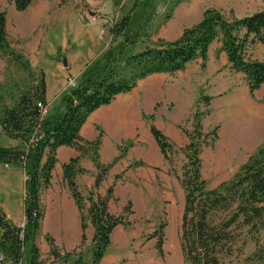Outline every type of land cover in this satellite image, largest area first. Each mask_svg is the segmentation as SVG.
<instances>
[{"label":"rangeland","instance_id":"1","mask_svg":"<svg viewBox=\"0 0 264 264\" xmlns=\"http://www.w3.org/2000/svg\"><path fill=\"white\" fill-rule=\"evenodd\" d=\"M207 9L217 10L230 20L263 10L264 0H32L22 12L16 11L8 0H0V10L6 15L9 49L14 54L0 52V106H10L22 89L36 82L41 72L51 97L60 92L61 96L66 95L89 73L102 69L107 52L119 62L123 56L145 47L173 41L185 28L196 24ZM89 13L95 14L93 23L85 21ZM124 16L129 18L128 25L114 39L111 28ZM246 58L264 62V43L250 46ZM60 100L63 101L62 97ZM131 103L132 124L144 145L137 148L131 143V189L119 187L117 200L111 203L110 210L119 212L129 202L126 199L131 200V263L128 264H183L178 232L184 191L179 178L186 163L183 149L188 144L186 133L191 134L193 130L192 117L200 113L202 135L206 136V145L199 155L201 176L207 188L214 189L230 180L264 143V84L249 94L243 74L233 71L220 51L218 38L209 46L204 60L197 58L173 74H154L140 80L131 90ZM53 105L56 111L60 103L55 100ZM100 116L101 113H97L91 122H86L89 125L82 137L87 139L93 135L89 126L97 123ZM149 116L151 122L147 119ZM150 123L166 136L170 144L169 161L162 158L151 137ZM94 129L101 130L98 126ZM253 133L257 135L251 136ZM138 155L146 159L144 165H137L141 162ZM14 168L18 174L8 173L7 182L2 181L1 175L4 183H0V212L8 211L16 220L22 214L25 179L22 169ZM60 175L61 168H54L52 186L64 190ZM91 190L92 187L88 190L83 186L79 190L85 209ZM93 194L98 196L97 190ZM45 196L38 240L41 233L55 226L57 215L64 218V226L72 232L74 212L69 192L61 193L59 210L46 201ZM23 222L24 217L17 225ZM163 223L160 257L155 247L157 238L151 236ZM60 239L64 250L71 248L73 240ZM258 242L260 248H264V230ZM90 244L83 243L78 251L69 252L72 254L67 261H62L61 257L57 262L72 264L80 252L81 264H90ZM35 246L39 264H53L45 256L41 258ZM113 247L111 245L109 251ZM253 249V244L248 242L243 255H234L224 262L237 264ZM65 253L58 252L60 256ZM47 256H51L50 253ZM28 262L29 256L24 255L19 264ZM2 264L9 262L4 260Z\"/></svg>","mask_w":264,"mask_h":264},{"label":"trees","instance_id":"2","mask_svg":"<svg viewBox=\"0 0 264 264\" xmlns=\"http://www.w3.org/2000/svg\"><path fill=\"white\" fill-rule=\"evenodd\" d=\"M8 1L19 12L24 11L32 2ZM128 22L129 18L124 16L114 24L110 32L112 38L119 37ZM5 27L6 15L0 10V52L13 56ZM218 38L220 51L225 54L230 68L243 74L248 92L252 95L264 84V62L250 60L246 58V53L250 46L264 43V9L230 20L225 19L217 10L207 9L196 24L185 28L173 41H161L155 47H145L123 56L119 62H115L113 54L107 52L102 69L89 73L64 95V110L60 116L40 117L37 104L46 106V85L42 72L35 83L19 92L10 106H0V135L20 143L18 147L0 146V164L19 167L25 179L23 229L4 219L0 212V254L4 260L9 264H19L26 255L29 256L28 264H39L34 240L44 214L40 196L50 185L56 150L65 146L79 153V157L63 164L61 171L79 213L80 246L86 239L84 232L89 223L93 229L90 264L99 263L109 246L112 230L118 225H126L125 216L131 211L128 202L124 215L108 212L107 205L113 198V186H109L103 196L95 197L93 190L99 188L110 166L125 154L132 142L119 146L118 156L110 164L102 165L98 155L102 132L99 131L94 140L88 141L80 134L82 126L94 111L109 105L117 95L130 92L140 80L154 74H173L197 58L204 60L209 46ZM147 119L151 122L152 117ZM192 123V133H186L188 144L183 149L186 163L179 178L184 191L178 232L183 264H226L225 259L243 255L248 242L253 244L254 249L237 264H264V248L258 245L259 235L264 230V143L230 180L220 183L214 189H208L201 176L199 159L201 148L206 145V136L202 135L200 126V113L193 115ZM149 132L162 158L169 161L167 150L170 144L166 136L152 123L149 124ZM83 156H87L95 167L92 190L86 198V209L80 189L74 181L76 174L85 172L78 165L79 158ZM141 164L144 165L142 162L137 165ZM120 177L117 175L114 179ZM164 226L165 223L159 224L151 236L157 238L155 247L160 257ZM45 240L54 259L62 257V261H67L72 253L60 256L53 240L49 236ZM72 264H81L80 252Z\"/></svg>","mask_w":264,"mask_h":264},{"label":"crops","instance_id":"3","mask_svg":"<svg viewBox=\"0 0 264 264\" xmlns=\"http://www.w3.org/2000/svg\"><path fill=\"white\" fill-rule=\"evenodd\" d=\"M45 85H46V92H45L46 114L42 117V119L60 116L64 110L63 101L61 102L60 99L62 97V100H63L64 95L61 96L62 93L60 92L56 97L54 96L51 97L48 86L46 83ZM121 95H124V96H121ZM50 98H53V101L58 100V102L60 103L56 111L54 110V105L52 106L53 101ZM131 104H132L131 103V91L125 94L117 95L115 99L109 105L100 107L99 109L94 111L89 116L90 118L88 117L87 119L88 121H86L87 123L91 122L97 113H101L100 120H98L97 123L89 126L90 129L92 130L93 135L85 139L88 141L94 140L99 133V131H96L94 129V126H98L101 128L100 131L102 132V136L100 139L101 142H100V146L98 150V155H99V162L102 165L110 164L113 161V159L118 156L119 146H121L125 142L132 141V143L135 146H138L137 148H142L144 145L142 140L139 137L137 130L134 129L135 124H132ZM140 121L144 123L142 120ZM87 123L84 124L81 128V131H80L81 136H83V131L89 125ZM19 145L20 144L17 140H13L6 136L0 135V146L18 147ZM55 157H56V163L53 167V170L54 168H62V165L67 163L70 159L79 157V153L74 148L61 146L57 148ZM137 159H139L143 164L144 162H146L145 161L146 159H144L142 155H138ZM78 165L80 168L84 169L85 172L81 174H76L74 181L79 189L81 186H83L89 190L93 185L95 167L87 156L80 157ZM130 165H131V146L127 148V151L120 159H118L116 162H114L110 166L105 179L103 180V182L97 189V194L99 196H103L105 194L106 189L109 186H113V198L108 201V205H107L108 212L113 215H121V214L124 215V208L126 205H124V207L121 208L119 212H112L110 210V205L111 203H114L117 200L116 190L119 187L126 186L129 189H131V166ZM8 173L10 175L18 174V171H16L14 167H9V166L6 167L5 165L0 164V183L1 184L10 180L9 178H7L9 176ZM1 175L3 176L2 181L4 182H1ZM117 175H121V177L115 180L114 177ZM59 179H60V182H62L65 186L64 190L61 189L60 187L58 189L57 188L55 189L52 186V183H53V176H52L49 187L43 190L41 193V196H40L41 206L43 205V199H44L43 197L46 194L47 195L50 194V196H47V195L45 196L46 201H48L53 206H56L58 210L60 209L59 208L60 200H61L60 195L63 192L65 193L69 191L66 187L65 182L62 179V171H61V175L59 176ZM93 192L96 193V190H94ZM127 200L129 201L130 206H131V200L126 199V201ZM71 205H72V209L74 212L73 221H74V227H75V229L72 230V232H69L64 226V218L60 217V215H57L55 218V226L53 225L52 227H50V229L46 230L44 233H41L39 240H38V236L34 240L35 245H37V247L39 248V253L41 255V258L45 256L48 262L50 263L59 264L57 262L58 261L57 259H54L52 256H47L49 254L50 247H49V244L46 242V240L43 238L46 235L49 236L53 240L54 245L57 248V251L61 255L65 251L66 253H69L74 250L78 251L79 249L80 242H81L79 213H78V210L76 208L74 201H73V204L71 203ZM22 207H23V202H22ZM130 211H131V208H130ZM2 213L5 215V219H7V221H9L13 225H17L23 219V209H22L21 216L18 218H15L16 220H13L12 214L10 212L2 211ZM43 217H44V214H43ZM125 220L127 222L126 225H118L112 230L110 234L109 246L107 247L105 255L101 258L98 264H128L129 262L131 263V213L125 216ZM40 227H41V224H40ZM88 231L90 232L89 234H88ZM84 234L86 238L84 243L90 244L91 243L90 241L93 235V229L89 223L87 224ZM60 238H69L70 240H73L71 248H67V250H64V246ZM111 245H113L114 247L112 251H109V247ZM90 246L91 244L89 245V247Z\"/></svg>","mask_w":264,"mask_h":264},{"label":"built area","instance_id":"4","mask_svg":"<svg viewBox=\"0 0 264 264\" xmlns=\"http://www.w3.org/2000/svg\"><path fill=\"white\" fill-rule=\"evenodd\" d=\"M95 19H96V17H95V14H93V13H89L88 15L85 16V21L87 23H93L95 21ZM37 106L40 110V117L42 118L46 114V106H43L40 103H38ZM33 141H34V139H33ZM6 167H8V166H6ZM18 227L23 228L24 222L19 224ZM3 260H4V257L2 254H0V264H2Z\"/></svg>","mask_w":264,"mask_h":264},{"label":"bare ground","instance_id":"5","mask_svg":"<svg viewBox=\"0 0 264 264\" xmlns=\"http://www.w3.org/2000/svg\"><path fill=\"white\" fill-rule=\"evenodd\" d=\"M232 114V113H231ZM242 120V119H241ZM237 128H239V127H237ZM241 128V127H240ZM257 132V131H256ZM255 133H253L251 136H253ZM255 135H257V134H255ZM254 135V136H255ZM260 135V134H259ZM256 138V137H255ZM259 138V137H258ZM247 140V139H246ZM251 140L253 141V139L251 138ZM255 141V140H254Z\"/></svg>","mask_w":264,"mask_h":264},{"label":"water","instance_id":"6","mask_svg":"<svg viewBox=\"0 0 264 264\" xmlns=\"http://www.w3.org/2000/svg\"><path fill=\"white\" fill-rule=\"evenodd\" d=\"M63 64H64V66H65V62L63 61ZM3 218L5 219V215L3 214Z\"/></svg>","mask_w":264,"mask_h":264}]
</instances>
